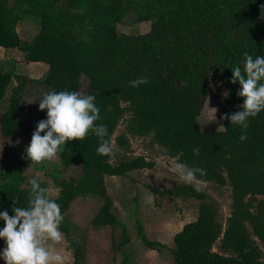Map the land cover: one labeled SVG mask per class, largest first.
Wrapping results in <instances>:
<instances>
[{
  "label": "trees",
  "instance_id": "16d2710c",
  "mask_svg": "<svg viewBox=\"0 0 264 264\" xmlns=\"http://www.w3.org/2000/svg\"><path fill=\"white\" fill-rule=\"evenodd\" d=\"M260 4L264 0H0V47L18 48L22 60L44 63V73L34 81L48 86V92L78 91L79 78L85 75V95L95 96L101 117L96 123L107 126L104 139L109 144L116 124L126 115L125 132L148 137L178 163L204 169L206 175L197 173L196 180L228 185L230 210L224 221L217 204L190 183L165 189L146 186L158 196L198 201L195 218L172 236L175 264H264L257 246L264 245V111L249 118L246 127L222 119L225 128L218 131L200 128L196 120L217 87L212 79L224 88L223 114L241 110L244 98L237 96L239 82L230 83L231 69L243 68L245 52L253 58L264 55ZM129 9L136 21H150L146 32L116 31V23ZM16 15L36 19L37 30L27 45L19 42ZM7 62L0 60V100L6 103L0 112V139L31 138L47 112L38 107L35 118L16 117L30 80L4 67ZM137 77H147L148 83L130 87L128 82ZM242 134L247 135L244 141ZM114 139L121 148L127 146L124 134ZM100 142L91 131L82 141L66 142L57 154L58 163L63 169L77 166L79 173L56 181L59 193L51 198L61 205L62 215L77 196L100 199L89 223L113 227L118 222L104 178L150 168L153 162L124 153L111 160L97 154ZM23 179L18 171L0 172V211L14 215L13 201L15 207L28 206L31 186ZM59 228L67 239L65 225ZM139 234L147 248L160 245L147 239L140 225ZM215 242L220 251L211 249ZM4 246L0 239V249ZM69 246L72 264H81L83 246L72 241Z\"/></svg>",
  "mask_w": 264,
  "mask_h": 264
},
{
  "label": "rangeland",
  "instance_id": "374dc122",
  "mask_svg": "<svg viewBox=\"0 0 264 264\" xmlns=\"http://www.w3.org/2000/svg\"><path fill=\"white\" fill-rule=\"evenodd\" d=\"M149 25L150 21H136L134 11L129 9L116 23L115 29L118 33H144L149 29ZM36 30L37 22L34 17L20 16L17 18L16 31L20 43L27 45ZM10 55L15 56L17 60ZM22 55L23 52L18 48L0 47V60H3L1 58L4 56L10 57L6 59L8 62L4 67H11L10 69H13L15 73L25 75L30 80L24 87L20 105L16 110V117L35 118L39 100L48 92L49 88L34 80L44 73L46 65L41 62H26L20 58ZM79 81L78 92L85 94L88 79L85 75H81ZM211 83L217 87L206 97L196 120L200 128L218 129L222 125L223 110L225 109L221 99L224 88L219 81L212 79ZM6 91L8 92V89ZM32 100L37 101L28 103ZM5 106V100H0V112ZM126 117L124 115L114 128L113 139L110 141V146L113 149L111 160L122 153L132 156L142 155L151 160L153 165L150 168L128 171L124 175L104 178L106 192L111 200V211L118 222L116 226L91 225L89 223L91 216L101 203L100 199L92 196H77L71 201L63 213L62 221L67 228V239L62 234L63 238L59 243L48 240L45 244L50 251L62 255L63 264H72L73 262L69 241L83 246L84 259L81 264H175L170 252L173 247L172 236L182 224L191 221L196 216L197 200L162 197L152 194L147 189L146 186L165 189L174 183L184 181L173 172L174 165L178 163L174 158L165 154L148 137L125 132ZM120 133L124 134L127 140L125 148H121L115 142L114 136ZM30 141L31 138L20 135L0 139V172L14 173L18 171L24 178L23 183L35 178L44 183L50 198L56 197L59 193L56 181L77 177L79 169L77 166L63 169L58 163L57 156L50 161L45 160L41 163H33L26 158L22 159V154L26 156L24 150ZM6 177L10 178L8 175ZM190 184L205 192L217 204L224 221L230 210L228 185L217 186L198 180ZM139 225L147 239L160 244L158 247L150 249L143 244L139 234ZM218 244L215 242L211 249L220 251ZM257 246L264 256V245L257 242ZM0 264H5L2 258H0Z\"/></svg>",
  "mask_w": 264,
  "mask_h": 264
},
{
  "label": "clouds",
  "instance_id": "9594fccd",
  "mask_svg": "<svg viewBox=\"0 0 264 264\" xmlns=\"http://www.w3.org/2000/svg\"><path fill=\"white\" fill-rule=\"evenodd\" d=\"M259 9L260 18L264 19V4H260ZM244 57L243 68L239 65L233 67L230 78V83L239 82L241 86L237 92L238 97L244 98L239 106L241 110L232 114L225 113L222 117L241 127H246L249 118L264 111V55L253 58L245 52ZM146 83L147 77H137L128 82L130 87ZM39 110H46L47 118L38 121L30 144L24 150L26 156L22 154V159H29L33 163L50 161L58 152L63 151L66 142L82 141L90 131L101 141L96 149L97 154H113L109 141L104 139L108 135L107 126L96 123L101 117L94 95L52 90L39 100ZM221 128L225 127L221 125L217 131ZM246 139L247 135L242 134L240 140ZM193 154L198 156L199 149L194 148ZM173 172L186 183L196 181L197 173L200 176L206 175L204 169L187 167L182 163H176ZM29 184L31 187L27 207H15L13 201L14 215L10 216L7 210L0 211V220L4 221V227L0 228V239L5 244L0 250V258L5 264H63L62 255L45 246L48 240L59 243L63 238L59 228L64 219L61 205L47 195L48 190L41 187L37 179H31Z\"/></svg>",
  "mask_w": 264,
  "mask_h": 264
},
{
  "label": "crops",
  "instance_id": "0c3cea01",
  "mask_svg": "<svg viewBox=\"0 0 264 264\" xmlns=\"http://www.w3.org/2000/svg\"><path fill=\"white\" fill-rule=\"evenodd\" d=\"M4 53H5L6 55H8L6 52H4ZM10 54H12V53H10ZM13 55H16V54H13ZM10 56H11V55H10ZM11 57H13V56H11ZM8 58H10V57H9V56H4V58H1V59L6 60V59H8ZM13 58H14L15 60H17V58H16L15 56H14ZM20 58H22V56H21ZM20 58H19V59H20ZM45 68H46V67H45ZM45 68H44V69H45Z\"/></svg>",
  "mask_w": 264,
  "mask_h": 264
}]
</instances>
